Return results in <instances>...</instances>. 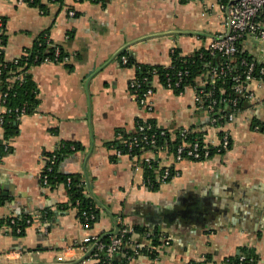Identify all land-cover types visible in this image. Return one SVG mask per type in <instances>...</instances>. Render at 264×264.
<instances>
[{"label": "crops", "instance_id": "crops-1", "mask_svg": "<svg viewBox=\"0 0 264 264\" xmlns=\"http://www.w3.org/2000/svg\"><path fill=\"white\" fill-rule=\"evenodd\" d=\"M0 16L5 18L7 60L20 56L46 29L70 58L30 70L40 104L37 112L22 116L20 134L10 142L13 152L0 163V219L27 213L33 223L23 237L3 225L0 264H81L87 253L78 247L79 240L89 234L116 233L120 218L130 227L157 231L168 240L155 258L138 253L130 264L203 263L207 255L205 264H226L245 247L259 256L258 264H264V130L253 127L254 119L264 123V104L250 102V108L225 125L233 147L208 161L178 162L167 151L146 152L161 167L177 172L157 190L148 187L143 162L136 167L135 159L118 156V146L108 144L123 143L117 131L132 132L138 118L154 120L173 132L181 128L204 132L206 142L219 144L221 129L211 125L198 107L192 85L177 93L156 78L149 112L140 106L129 83L137 75V65H169L173 49L190 56L225 32L227 11L220 0H64L48 11L18 0H0ZM243 47L264 61V40H247ZM123 50L134 58L132 66L119 58ZM249 90L264 102V84L253 81ZM3 112L0 93V119ZM64 141L79 143L81 149L60 169L81 174L86 181L88 177V191L100 202L90 229L84 228L77 207L65 208L69 199L64 184L52 187L42 182L47 153L57 151ZM203 207L214 214L205 225L190 219L160 224L155 218L176 210L194 215ZM150 243L146 236L140 245Z\"/></svg>", "mask_w": 264, "mask_h": 264}, {"label": "trees", "instance_id": "trees-1", "mask_svg": "<svg viewBox=\"0 0 264 264\" xmlns=\"http://www.w3.org/2000/svg\"><path fill=\"white\" fill-rule=\"evenodd\" d=\"M28 4L31 6L39 7L44 11H48L49 7L52 4H55L52 0H27ZM60 6L64 4V0H57ZM183 3H187L191 0H180ZM5 20V18H4ZM3 39V45L7 44V35L3 33L0 36ZM244 42L240 44V52L237 54L238 61L246 58L249 61H255L259 66L264 65V61L254 57L248 49L243 47ZM126 50H123L119 58L121 59L122 55L126 54ZM69 56L65 49L54 43L51 35L50 29H46L37 35L33 44L30 47L24 48L22 54L12 60H7L5 58L4 50L0 54V91L8 93L7 101L4 103L7 111L1 113L2 122L1 127L3 130V136L0 138V163L3 162L4 158L13 152L12 145L10 142L20 134V121L22 118L21 111L25 110V115H32L37 112L40 98H39V89L37 83L33 79L30 70L33 66L40 65L45 62L46 59L52 60L56 63H61L63 59ZM213 61L217 63L224 62L225 59L219 56H211L209 52L202 48L196 51L190 56H183L181 50L175 48L174 52L171 53V63L170 65H137V75L136 77L139 80H142L144 77H148L149 80L153 78V71L156 69L158 73L159 80L162 84L165 83L166 78L169 76L174 77L179 71L186 72L184 74L183 85H192L195 86L199 83V78H203L205 74L209 71L211 66H213ZM135 63V60L132 56L128 55V62L126 66H132ZM244 68H240L239 72L243 71ZM256 76L258 74L255 73ZM150 83H144L141 89L143 92L144 88ZM235 82L232 80L231 76L225 78L217 79L215 88H213L214 96L217 97L218 103L216 105L213 115L208 114L209 122L212 119V116H220L223 113L228 114L230 108H232V100L237 99L236 107L239 111H243L251 107L249 99L245 95L238 94L234 91ZM184 89V86H182ZM186 87V86H185ZM210 89V86L206 87ZM178 93V92H177ZM208 103V100L205 101V104ZM150 123H153L155 126L157 124L154 120H147ZM137 122L144 123L143 119H138ZM224 122V121H223ZM211 123V122H210ZM260 126V130H264V123L260 122L258 119L253 120V127ZM137 129L132 132H126L125 130H118L117 134H122L123 143L120 140L110 142L109 145H117L122 151H126L125 143L131 140L133 136H142L139 134ZM161 129L154 128L152 132H158ZM166 135L157 136V144L159 146H166L168 149L173 152L175 146L180 143V134L179 131H171L168 128H165ZM150 133V132H149ZM223 131L220 132V136L223 135ZM199 140L203 145L205 141L204 132H195L193 129H190V133L186 136V141L193 142ZM143 147V148H142ZM233 147V142L231 139L229 150ZM81 149V145L76 142L64 141L59 146L56 154L58 155L57 163L53 166L52 171L44 170V174H48V182L52 187L57 186L58 184H64L67 189L68 202L65 208L68 207H77L78 216L82 221H85L83 213L87 212L88 214H93L94 218L91 220V224L97 221V218L100 213V202L96 197L91 195L88 191V188L91 190V180L87 177L86 179L81 174H68L64 173L61 169V163L73 153ZM212 156L217 154V147L211 146L209 148ZM148 151H154L155 154H158V148L151 145H145L141 143V146L135 147L134 154L137 157H140L143 153ZM203 151V149L201 150ZM48 156H51L52 153H47ZM49 162H47V165ZM144 167L145 181L152 190H157L159 183L156 181V176L158 173L163 172L165 167H161L159 163L155 160L151 163H142ZM174 173L175 170L171 169ZM70 178V182L68 179ZM172 177H170L171 179ZM169 179V180H170ZM88 183V187H87ZM87 190V193L86 191ZM3 198H0L2 202ZM14 223H11V217H5L0 219V230L5 224H12L13 235L16 237H23L25 235L26 227L28 226L27 220L32 218L31 214H25L24 216H15ZM33 219V218H32ZM22 229L21 232H17V228ZM121 225L117 222V231H113L108 234H100L99 238L105 243H109L113 237L120 235ZM133 234H130L129 237L125 238L123 243L122 250L116 254L119 257H114L113 264H130V261L133 257L138 254L135 252L134 246L129 243L130 240H134L133 236L139 235L134 243H141L146 236L151 241L153 246L163 245V240L159 235V232L154 231L150 232L142 226L136 225L132 227ZM95 251V250H94ZM93 250L91 252H94ZM139 253H146L150 257L155 258L157 253L153 250L151 251L148 246H143L139 248ZM105 251L99 253V256L92 261L91 264H104L103 259L105 258ZM241 256H244V260H241ZM210 258L209 255L206 256V261ZM259 256L250 248L245 247L240 249V253L230 256L226 259V264H258ZM203 262L201 264L206 263Z\"/></svg>", "mask_w": 264, "mask_h": 264}, {"label": "built area", "instance_id": "built-area-1", "mask_svg": "<svg viewBox=\"0 0 264 264\" xmlns=\"http://www.w3.org/2000/svg\"><path fill=\"white\" fill-rule=\"evenodd\" d=\"M32 1V0H31ZM55 4L58 3L57 0H52ZM89 1L94 3H104L107 0H74V2H83ZM222 2L223 8L227 11V29L225 32L215 36L205 47V49L209 52L211 56H219L225 59V61L219 62L216 64L213 61V66L209 69V71L203 76V78H199V83L193 88L196 92V101L198 107L205 111L207 115H213L215 111L216 105L218 103V99L214 96L213 88H215L217 79L225 78L231 76L232 80L235 82L234 91L238 94L245 95L250 102H255L256 104H264V102L257 100L253 91L249 90V85L251 82L256 81L264 84V65L259 66L255 61H249L246 58L237 60V54L240 52V44L247 40H264V0H220ZM20 3H27V0H18ZM69 14L71 16L75 15L74 10H70ZM5 33V20L4 17L0 16V36ZM5 46L3 45V39L0 38V54L3 53ZM174 52V49L171 53ZM69 57L66 56L61 63L69 62ZM123 64H127L128 56H122ZM45 62H54L52 60L46 59ZM43 62V63H45ZM171 63V62H170ZM170 65V64H169ZM240 68H244L243 71L239 72ZM188 71L182 72L179 71L174 77L168 75L165 83L163 84L165 87L181 93L185 90L187 85H183L184 74H187ZM258 74V76L255 75ZM159 78L156 69L153 71V78L149 80L148 77H144L142 80H139L137 77H134L130 83L129 87L132 90L133 94L137 97L140 106L146 108L147 111L151 112L153 109V104L150 99L151 96L155 92V86L153 81ZM148 86L144 88L143 92H141L142 86L144 83L149 82ZM184 86V89L183 87ZM186 86V87H185ZM210 86V89L206 87ZM2 101L5 103L8 98V93L1 92ZM208 100V103L205 104V101ZM237 99L232 100V108H230L228 114L223 113L220 116H212L211 125L218 127L223 131V135L220 136L219 144H217V153L223 154L229 151V146L231 142L230 133L224 129L225 125L231 122H234L237 116L240 114L241 110L236 107ZM5 111L7 108L5 107ZM21 115H25V110L22 109ZM142 119V118H138ZM137 119V120H138ZM144 123L137 122L135 129L142 136H133L131 140L125 143L126 151H122V149L117 150V155H129L133 159L137 161V166L139 168V163H151V161L155 160L151 155H146V152L143 153L140 157L134 154L135 147L141 146V143L155 146L158 148V153L167 151L170 152L176 159V161L180 162L183 160H192V161H208L213 156L210 153L209 148L214 146L211 143L206 141L203 142V145L199 140H195L193 142L186 141V136L190 133V129H179L180 134V143L175 146V150L171 152L167 145L159 146L157 144V136L166 135L165 128L157 125L155 126L153 123L148 122L143 119ZM2 122V117L0 119ZM224 121V122H223ZM154 128L161 129L158 132H152ZM150 132V133H149ZM143 148V147H142ZM203 149V151H201ZM155 154L154 151H148ZM58 155L56 151L52 152L51 156H48L49 164L47 165V171H52L53 166L57 163ZM139 161V162H138ZM170 167H165L163 172H160L156 176V181L159 184L167 182L170 177H173L177 174L171 170ZM70 182V178L68 179ZM42 182L45 185H50L48 182V174H44L42 177ZM84 220L83 226L85 229H90L92 224L91 220H93L94 215L88 214L87 212L83 213ZM15 219L12 218L11 223H14ZM28 224L33 223V219L27 220ZM12 226V224H8ZM119 225H121L120 235L117 237H113L109 243H105L100 240L99 235L89 234L83 237L78 242V247L84 252L87 253L85 258L81 261V264H91L94 259L99 256V253L105 251V258L103 259L104 264H113L114 257L118 254L122 248L125 238L129 237L130 234H133L132 227L124 224L122 218L119 219ZM9 227V226H8ZM13 228V227H12ZM22 229L20 227L17 228V232H21ZM162 238V237H161ZM165 244L168 243V240L162 238ZM134 246L135 252L139 253V248L143 247L140 243H134V240H130L129 242ZM153 246L151 243L148 245V248L151 251L161 252L162 246ZM93 248L90 250V247ZM94 252H91V251ZM244 256H241V260H244ZM189 264H201L200 262L193 261Z\"/></svg>", "mask_w": 264, "mask_h": 264}, {"label": "water", "instance_id": "water-1", "mask_svg": "<svg viewBox=\"0 0 264 264\" xmlns=\"http://www.w3.org/2000/svg\"><path fill=\"white\" fill-rule=\"evenodd\" d=\"M193 213L194 215H191L190 212H187L185 210H176L173 214H168V215H162L161 213H157L155 218L157 219L156 221L160 224H163L166 222H175L179 219H182V221L190 219V221H195L198 224L205 225L204 222L207 221V218H210V217L213 218V215H214L213 210H209L204 207L199 208Z\"/></svg>", "mask_w": 264, "mask_h": 264}]
</instances>
